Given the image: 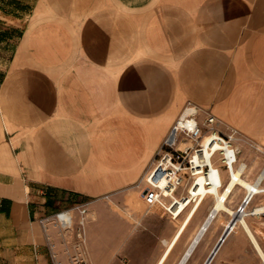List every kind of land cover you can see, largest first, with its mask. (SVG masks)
Listing matches in <instances>:
<instances>
[{"label":"crops","instance_id":"obj_1","mask_svg":"<svg viewBox=\"0 0 264 264\" xmlns=\"http://www.w3.org/2000/svg\"><path fill=\"white\" fill-rule=\"evenodd\" d=\"M187 106L236 130L247 176L259 174L264 0H0V264H57L41 219L77 202L89 203V264H189L221 191L180 217L171 249L180 223L149 214L158 207L144 214L142 200V176ZM246 219L264 252V217ZM237 229L248 246L224 259ZM229 230L202 264H264L241 222Z\"/></svg>","mask_w":264,"mask_h":264},{"label":"built area","instance_id":"obj_2","mask_svg":"<svg viewBox=\"0 0 264 264\" xmlns=\"http://www.w3.org/2000/svg\"><path fill=\"white\" fill-rule=\"evenodd\" d=\"M189 116L195 118L194 123H186L187 119L182 123V114L178 117L154 162L142 176V196L146 204L161 208L173 218L176 217V207L181 202H195L200 197L198 190L194 189L199 178H202L203 185L208 188L224 189L244 162L234 143L236 130L229 134L218 130L217 118L209 111L200 120L199 108ZM247 173L248 165L244 163L241 175L256 185V189H244L245 193L237 204L235 213L246 218L264 217V166L259 171V176L263 174L262 178L258 175L251 178ZM186 177L193 181L188 191L184 185ZM239 186L241 187L239 183L235 184V187ZM183 188V195H179ZM236 192H231V198L235 197ZM89 212L88 202H77L41 219L44 228L48 227L51 220H56L61 228H72L75 231L72 252L69 250L72 254L70 264H89L86 261Z\"/></svg>","mask_w":264,"mask_h":264},{"label":"rangeland","instance_id":"obj_3","mask_svg":"<svg viewBox=\"0 0 264 264\" xmlns=\"http://www.w3.org/2000/svg\"><path fill=\"white\" fill-rule=\"evenodd\" d=\"M189 105V104H188ZM185 109V108H184ZM184 112V110H183ZM182 114V113H181ZM200 119V116H199ZM202 120V119H201ZM256 174H252L251 177H255ZM245 190L241 188L240 190H237L235 197L231 198V203L229 206L233 208L234 210L237 207V204L241 200L242 196L244 195ZM210 196H214V194H211ZM214 199H211L209 202L210 204L213 203ZM133 206V205H132ZM115 209H118L114 202H110V205H108L106 208H104V212L106 213V221L105 225L106 228L114 226V220L116 216V211ZM134 209V208H133ZM143 210L144 212L148 211V208L146 207V204L144 202L143 205ZM143 210L141 212H143ZM140 212V214H141ZM164 211L161 208H155L153 212H149L150 215L158 214L162 215ZM189 213V212H188ZM187 215V214H186ZM231 218V215L228 213H224L221 217L217 219V221L213 224L212 228L210 229L209 233L206 235L203 244L201 247L195 252L194 256L191 258L189 264H202L203 261L209 256L211 249L215 246V244L218 242L219 236L223 233L225 224L226 222ZM94 219V217H92ZM186 216L185 218L180 220V217L176 219L178 223H180L179 229L176 233V236L172 240L171 247L170 249L174 246L176 241L179 239L181 234L183 233L186 225L188 224L187 222L185 223ZM95 220V219H94ZM163 220L166 222H170L172 218L166 214L163 216ZM184 222V223H183ZM183 223V224H182ZM51 231L55 232L53 235V239H49V242L52 246L53 250V255H54V260L58 264L59 261L64 264L63 260L66 258L67 260H71V253L69 250H72V245L74 244V239H75V231L70 228V229H63L61 230L58 227L51 226L50 224L47 225ZM156 231H157V236L153 241H156V244L161 243V239L158 235L162 232H164V223H156L155 225ZM47 227V228H48ZM259 229L264 233V224L258 226ZM142 228V227H141ZM240 229V228H239ZM237 229L236 231H233L227 238V240L223 243V245L220 248L219 251V256H222L224 259H231L235 257L238 253L242 252L245 247L248 246L247 240L245 238L244 233ZM183 239V238H182ZM152 240V239H151ZM182 241V240H181ZM179 242L175 248L174 251H176L179 247L183 246V241ZM72 252V251H71Z\"/></svg>","mask_w":264,"mask_h":264},{"label":"bare ground","instance_id":"obj_4","mask_svg":"<svg viewBox=\"0 0 264 264\" xmlns=\"http://www.w3.org/2000/svg\"><path fill=\"white\" fill-rule=\"evenodd\" d=\"M188 106H189V105H188ZM188 106L185 108L186 110L188 109ZM186 110H184V112H182V118H183L182 123H185V120L187 119L186 123L188 122V124H191V125H192V124L194 123V121H195V118H194V117H190L189 114H191V113H195L197 109L194 107V110H191V111L188 112L187 114H186ZM244 163H245V162H243V163H242V166H241L237 171L234 172V179H232V180L230 181V183H228L224 189L215 188V187H214V188H208V187H206V186L203 185V180H202V178H199V179H198V182H197L198 185H197L194 189H195V190H198V193L200 194V197H198V198L196 199L195 202H192V200L189 202V200H188L187 203H185V202H181L180 205H178V206L176 207V210H178L177 215H176L175 218L171 217L174 221H175L176 219H178L179 217L183 216V215H184L186 212H188V210H190L191 208H193L194 211H195L196 209H198L199 206L203 203V201H204L203 199H204V197H205L206 194H207V195H211V194L214 192V190H215V191H216V190H220V191H221V192H219V193L217 194V204H216L215 208L213 209L212 213L210 214V216H209V218H208L206 224L203 226L202 231L198 234V236L196 237V239L194 240V242L192 241V242H193V245H192V247H191V250H189L190 253H188V255H190V254L192 253V251L196 248V246H197L199 240L201 239L202 235L205 233L204 231H205V229H206L208 223H209L210 220L213 218V216L217 213V216L221 217L223 213H228V214H230L231 217H232V218H231V221L233 220L232 222H230L229 225H230V226H231V225H234L237 221H239V222H241V223L245 226V228L248 230V232H249V233L251 234V236L253 237V239H254V241H255L257 247L259 248L260 253H261L262 256H263L262 260H263V262H264V252L261 250V248H260V246H259V244H258L256 238H255L254 235L252 234V232H251V230H250V227H249V225H248L247 219L244 221V219H245L246 217L236 215L235 210L232 209V208L228 205V201L231 199V195H230L231 192H234V191L240 190L241 188H243V189L247 188L248 190L256 189V185H254L250 180L246 179L245 177H243V176L241 175V174H242V171H243V169H244ZM258 176H259V174H258ZM258 176H257V177H258ZM262 176H263V174L260 175L259 178H262ZM259 180H260V179H259ZM192 183H193V181H192V180L190 181V179H189L188 177H186V178L184 179V185L186 186V190H187V191L191 189ZM237 183H239V184L241 185V187H240V186H239V187H235V184H237ZM181 191L184 193V190H181ZM183 193H182V194H179V195H183ZM214 195H216V193H214ZM176 198H178V196H176ZM142 200H143V204H144L145 200L143 199V196H142ZM229 203H230V202H229ZM145 204H146V202H145ZM186 204H187V205H186ZM146 207L149 209V208H151L152 206H149L148 204H146ZM194 211L191 212V213L189 214V216H188L187 219H190V218L192 217ZM146 212H147V211H146ZM146 212H144V214H146ZM219 217H218V218H219ZM210 223H211V222H210ZM228 230H229V229H228ZM222 236H223V235H222ZM226 236H227V235H226ZM226 236H225V237H226ZM225 237H224V238H225ZM223 240H224V239H223ZM222 242H223V241H219V243L216 245L215 249H216V248H219V247H220V244H221ZM192 249H193V250H192ZM211 256H212V255H211ZM209 259H210V257L208 258V260L206 261L205 264H208V263H209ZM210 261H211V260H210Z\"/></svg>","mask_w":264,"mask_h":264},{"label":"water","instance_id":"obj_5","mask_svg":"<svg viewBox=\"0 0 264 264\" xmlns=\"http://www.w3.org/2000/svg\"><path fill=\"white\" fill-rule=\"evenodd\" d=\"M232 221H233V220H232ZM232 221H231V222H232ZM229 227H230V225H228V226L225 228V230H224V232H223V236L220 238V241H223L224 237L229 233V231H230V230H228Z\"/></svg>","mask_w":264,"mask_h":264}]
</instances>
